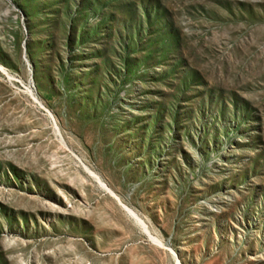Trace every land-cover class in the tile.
Here are the masks:
<instances>
[{
  "label": "rangeland",
  "instance_id": "374dc122",
  "mask_svg": "<svg viewBox=\"0 0 264 264\" xmlns=\"http://www.w3.org/2000/svg\"><path fill=\"white\" fill-rule=\"evenodd\" d=\"M0 264H264V0H0Z\"/></svg>",
  "mask_w": 264,
  "mask_h": 264
}]
</instances>
